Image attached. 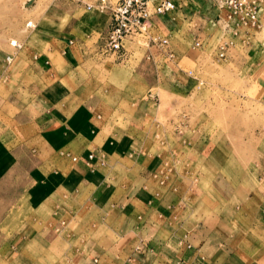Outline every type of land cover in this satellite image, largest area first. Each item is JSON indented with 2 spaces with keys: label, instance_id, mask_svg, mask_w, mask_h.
<instances>
[{
  "label": "crops",
  "instance_id": "obj_1",
  "mask_svg": "<svg viewBox=\"0 0 264 264\" xmlns=\"http://www.w3.org/2000/svg\"><path fill=\"white\" fill-rule=\"evenodd\" d=\"M172 1L173 12L151 18L174 56L156 66L165 96L179 94L180 85H186L172 78L192 75L195 83L199 59L194 45H206L226 15L215 0ZM75 5L64 12L49 9L48 16L68 22L61 20L63 29L57 32L40 26L42 33L34 34L26 55L0 53V79L13 80L0 97V184L21 156L35 160L30 172L40 167L51 173L53 159L66 172L55 188L40 194L30 226H14L12 239L0 244V264L7 256L13 261L5 264H42V257L44 264H54L53 252L70 245L74 252L61 264H264V184L235 175L234 169L245 168L227 149L210 145L206 137L186 149L160 145L155 139L160 119L153 113L160 103L149 99L135 119L106 121L79 110L74 115L67 91L82 82L81 60L95 57L94 44H88L98 35L106 41L111 28L108 14L100 29L97 13ZM189 27L192 49L180 55L174 40L185 39ZM22 56L27 68L11 70L9 65ZM190 58L195 66L187 70ZM54 79L64 86L57 94L48 85ZM93 145L95 152L86 149ZM90 154L94 158L88 161ZM186 155L188 160L181 162ZM183 168L192 176L181 178Z\"/></svg>",
  "mask_w": 264,
  "mask_h": 264
},
{
  "label": "rangeland",
  "instance_id": "obj_2",
  "mask_svg": "<svg viewBox=\"0 0 264 264\" xmlns=\"http://www.w3.org/2000/svg\"><path fill=\"white\" fill-rule=\"evenodd\" d=\"M90 1L94 7L91 10L84 7L82 9L98 14L97 27L101 29L107 19L106 15L110 16V10L100 12L95 5L96 0ZM108 1L112 6L117 3V0ZM215 1L220 6L222 0ZM258 4L255 27L238 25L226 29L224 15L219 19L217 29L211 33L210 41L206 45L205 43L203 46L200 45L201 48L194 45L198 48L196 56L199 59L194 75L197 80L192 83V75L183 76L181 79L172 78L171 75L170 79L186 83L181 84L180 93L173 96H165L158 87L156 66L169 60L153 44L141 36H132L124 42L123 52L114 54L105 51L104 37L96 36L95 40L88 44L89 47L94 44L95 57L84 58L80 63L83 71L82 82L67 91L70 92L68 98L73 101L70 108L76 109L74 115L79 110L88 118L101 117L106 121L115 119L122 121L130 115L135 119L138 118L137 109H140V104L148 99L152 100L160 103L158 111H153L154 116L158 113L157 118L160 119L159 122H155L160 125L155 138L160 145L172 148V145L177 144L186 149L191 148L198 140L205 141L206 137L210 145L227 149L231 157H237L243 164L244 170L232 171L235 175L237 172L245 181L251 182L262 179L260 186L263 185L264 26L260 29L259 20L264 13V0H258ZM52 7H57L62 12L71 7L78 8L71 0H0V53L16 55L21 52L26 55L34 46V34L40 36L42 33L38 31L43 30L40 26L52 28L54 32L63 29V26L60 28L58 24L65 20V25L68 21L66 17L61 19L60 15L48 16L52 12L49 10ZM46 17L52 21L50 24L44 21ZM28 22L36 25L35 28L27 27ZM189 29L191 27L185 30V39L179 37L174 40V47L180 55L192 49ZM248 33L250 38L246 37ZM37 39L39 40L38 37ZM10 44L12 46L20 44L21 48L11 47ZM223 44L227 45L225 57L219 58L218 49ZM40 45L38 48L43 49ZM27 66L28 60L23 59V56L9 65L11 70L15 68L17 71H23ZM194 66L190 58L185 69L192 70ZM21 76L26 77L25 74ZM59 76L57 74L55 79ZM55 79L52 83L44 82L51 84L52 91L57 94L62 83ZM12 81L0 79L1 101ZM14 82L20 80L15 79ZM89 140L91 142L93 139ZM86 149L95 152L96 147L87 146ZM183 155L185 154L181 153V156ZM19 160L20 163L9 177L0 184V244L12 239H9L11 237L9 232L14 226L19 225L21 228L30 226L29 223L35 217L34 208L40 194L55 188L66 173L63 167L55 164V159L52 162V169H49L51 173L40 167L36 172L35 169L30 172L31 162L35 160L26 156H21ZM187 160L188 155L181 162L185 163ZM186 175L192 176V170L183 168L181 178ZM191 186L192 183L188 187ZM193 186L198 189L197 181ZM70 246L53 252L54 264H61V258L71 257L74 249ZM63 252V257H60ZM11 261L13 258L7 256L6 259H2V264ZM44 261L45 257H42V264Z\"/></svg>",
  "mask_w": 264,
  "mask_h": 264
},
{
  "label": "built area",
  "instance_id": "obj_3",
  "mask_svg": "<svg viewBox=\"0 0 264 264\" xmlns=\"http://www.w3.org/2000/svg\"><path fill=\"white\" fill-rule=\"evenodd\" d=\"M71 1L83 6L86 10L94 7L90 0ZM152 2L153 0H117L116 5L112 6L108 0H96L95 5L100 12L110 10L111 28L106 36L105 51L114 54L121 53L127 38L141 36L148 43L153 44L167 60L174 57L169 49L167 37L156 31L151 18L154 15L171 13L176 6L172 0H159L157 4ZM219 7L226 11V29L238 25L255 27L259 8L258 0H222ZM27 27H32V23L28 22ZM195 47H200V43L196 42ZM226 49V44L219 47V58L225 57ZM93 158L90 154L87 160L91 161Z\"/></svg>",
  "mask_w": 264,
  "mask_h": 264
}]
</instances>
